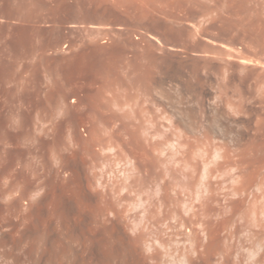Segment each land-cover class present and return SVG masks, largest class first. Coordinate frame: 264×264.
Segmentation results:
<instances>
[{
  "label": "rangeland",
  "instance_id": "1",
  "mask_svg": "<svg viewBox=\"0 0 264 264\" xmlns=\"http://www.w3.org/2000/svg\"><path fill=\"white\" fill-rule=\"evenodd\" d=\"M19 1L13 22L0 4V206L18 205L0 211V251L30 236L24 264H56L108 207L109 230L166 264H264V0Z\"/></svg>",
  "mask_w": 264,
  "mask_h": 264
},
{
  "label": "bare ground",
  "instance_id": "2",
  "mask_svg": "<svg viewBox=\"0 0 264 264\" xmlns=\"http://www.w3.org/2000/svg\"><path fill=\"white\" fill-rule=\"evenodd\" d=\"M23 0H21V1H19V2H22ZM26 1V0H25ZM25 1H24V3H25ZM28 2H29V0H27ZM27 1H26V5H27ZM36 1V0H35ZM41 1V0H40ZM43 1V0H42ZM46 1V0H45ZM30 2H32V0L30 1ZM30 2H29V4L27 5V6H29L30 7V5H32V4H30ZM14 0H0V4L2 5V12L6 15V18H8V21H9V19H10V21L12 20V19H14ZM23 3V2H22ZM33 3H34V1H33ZM37 3V2H36ZM39 3V2H38ZM41 3V2H40ZM42 5H43V3H41ZM35 5V4H34ZM24 7H25V5H23ZM32 7V6H31ZM36 7H39V9L41 8L40 7V5L39 4H37L36 5ZM44 8V7H43ZM43 8H42V10H43ZM45 8H46V6H45ZM37 10H38V8H37ZM41 10V9H40ZM41 10V11H42ZM58 11V10H57ZM90 11V10H89ZM93 12H95V10H92ZM97 11V10H96ZM21 12V11H20ZM19 12V13H20ZM23 12V11H22ZM22 12L20 13V14H22ZM30 12H32V11H30ZM47 12V11H46ZM88 12V11H87ZM86 12V13H87ZM92 12V13H93ZM41 13V12H40ZM39 13V14H40ZM43 13V12H42ZM50 13V12H49ZM83 13V12H82ZM85 13V12H84ZM83 13V16L86 14H84ZM89 13V12H88ZM100 13V12H99ZM98 13V14H99ZM259 13H262V12H259ZM259 13H257L258 14V20L259 21H261V20H263V18L260 20L259 19ZM38 14V13H37ZM44 14V13H43ZM55 14V13H54ZM81 14V13H80ZM97 14V13H96ZM95 14V17L97 16L98 17V15H96ZM101 14V13H100ZM23 15L24 14H22V18H24L25 19V17H23ZM51 15H53L52 13H51ZM82 15V14H81ZM92 15V14H91ZM90 14H89V16H91ZM102 15V17H103V14H101ZM27 16H29L28 14H27ZM76 16V15H75ZM77 16H79V14L77 15ZM87 16H88V14H86V18H87ZM88 16V17H89ZM262 16V15H261ZM43 17H46V16H44L43 15ZM92 17H93V15H92ZM95 17H93V18H95ZM101 17V16H100ZM22 18H20V20L21 21H23L22 20ZM28 18V17H27ZM50 18V17H49ZM83 18H85V17H83ZM90 19H93V18H91V17H89ZM30 19V18H29ZM41 20L43 19L42 17L40 18ZM78 19V18H77ZM99 18H97L96 20H98ZM103 19V18H102ZM102 19L100 20L99 19V22L101 21L102 22ZM51 20V19H50ZM63 20V19H62ZM61 20V21H62ZM27 21H28V19H27ZM26 21V22H27ZM36 21H38V20H36ZM49 20L47 19V21H45V19H44V21L43 22H48ZM93 21H95V20H93ZM11 22H13V21H11ZM10 22V23H11ZM31 23H32V21H30ZM42 22V21H41ZM40 22V20H39V23H41ZM50 22V21H49ZM51 22H53L54 23V20L53 21H51ZM51 22H50V25H51ZM64 22V21H63ZM81 22V21H80ZM97 22V21H96ZM29 23V22H28ZM27 23V24H28ZM31 23H30V25H31ZM34 23V22H33ZM37 24H38V22H36ZM35 23V24H36ZM52 23V24H53ZM20 24H22V23H20ZM262 24V26H264L263 24L264 23H261ZM260 25V24H259ZM22 26V25H21ZM25 26V25H24ZM44 26V25H43ZM58 26V25H57ZM83 26H85V25H83ZM261 26V25H260ZM38 29H40V28H38ZM38 29H37V31H38ZM60 29L61 28H59V31H56L57 33L59 32V33H61L60 32ZM57 30V29H56ZM84 30H85V27H84ZM34 30H32V32H33ZM45 31V30H44ZM24 32V31H23ZM31 32V31H30ZM36 32V31H35ZM35 32H33V33H35ZM43 32V31H42ZM21 33V32H20ZM28 33V32H27ZM58 33V34H59ZM25 34L26 33H24V34H21V35H24V37H25V39H24V42L26 43V41L25 40H27L26 39V36H25ZM40 34H41V32H40ZM53 34V33H52ZM58 34H56L55 32H54V38L53 39H55V35H56V38L59 36ZM29 36H30V33H29ZM32 36V35H31ZM34 36V38H35V35H33ZM37 36V35H36ZM51 36H53V35H51ZM51 36L49 35V37H50V39L52 40V38H51ZM28 37V36H27ZM34 38H33V40H34ZM37 38V37H36ZM35 38V42L36 41H38L37 39ZM43 38H45L46 39V37H43ZM31 39H32V37H31ZM59 39H60V37H59ZM21 40V39H20ZM30 40V39H29ZM29 40L27 41V42H29ZM48 40V39H47ZM47 40H45V41H47ZM30 41H32V40H30ZM40 41V40H39ZM42 41H44V39H42ZM52 41H54V40H52ZM21 42H23L22 40H21ZM24 42H23V44L21 43V46L23 45V47H25L28 43H26L25 44V46H24ZM32 42H34V41H32ZM32 42L31 43H29V44H32ZM47 42H49V41H47ZM55 42H58V40H56ZM51 43V42H50ZM255 43V42H254ZM257 43H258V41H257ZM38 44H40V43H38ZM38 44L36 45L35 44V46H38ZM42 44V43H41ZM52 44V43H51ZM43 45V47H44V45L46 46V44H42ZM48 45H50L49 43H48ZM260 45V44H259ZM30 45H28V47H29ZM32 47H33V44L31 45ZM51 46V45H50ZM252 46H254L253 45V43H252ZM257 45H255L254 47H256ZM261 47L263 46V45H260ZM23 47L21 48V49H23ZM28 47L26 48L25 47V49L24 50H27L28 49ZM31 47V48H32ZM31 48H30V50L28 49L27 50V52H29L30 54H31V52L33 51V52H35V48H34V50H31ZM259 48V47H258ZM257 48V49H258ZM33 49V48H32ZM41 49H42V47H41ZM46 49V48H45ZM257 49L255 48V50H256V52H259L260 51V48H259V51H257ZM37 50H40V48H39V46H38V49H37V47H36V53H38L40 56H41V51L39 52V51H37ZM50 50V49H49ZM262 50V49H261ZM263 50H264V48H263ZM23 51V50H22ZM42 54H43V57H44V52H46V50L44 51V48L42 49ZM48 52V51H47ZM255 52V51H254ZM261 52V51H260ZM263 53V52H262ZM30 54H28V55H30ZM37 54V55H38ZM27 55V54H26ZM32 55L34 56V54L32 53ZM259 55V53H257V55H255V57H257ZM248 56H250V55H248ZM43 57H41V58H43ZM243 58V57H242ZM244 59V58H243ZM242 59V60H243ZM256 60L258 59V58H255ZM260 59V58H259ZM246 60V59H245ZM249 60V59H248ZM247 60V61H248ZM250 62V61H249ZM264 62V61H263ZM231 63V62H230ZM245 63V62H244ZM241 64V63H240ZM244 65V64H243ZM242 65V66H243ZM246 66H247V64H245ZM248 65H249V63H248ZM18 66V65H17ZM20 66V65H19ZM250 66V65H249ZM22 67V66H21ZM20 67V68H21ZM241 67V66H240ZM245 67V66H244ZM252 67V66H251ZM257 67V66H256ZM258 67H260V66H258ZM258 67H257V69H258ZM26 68V67H25ZM243 68V67H242ZM252 68H254V65H253V67ZM16 69H17V67H16ZM19 69V68H18ZM245 70H246V67L244 68ZM263 69V68H262ZM261 69V70H262ZM22 70H24V69H22ZM254 70H256V69H254ZM253 70V71H254ZM18 71H20V69L18 70ZM26 71H29V70H27L26 69ZM240 71L243 73V70L242 69H240ZM258 71V70H257ZM257 71H255V72H257ZM245 72V71H244ZM247 73L249 72V69H248V71H246ZM247 73H245L246 75H247ZM254 72H252V74H253ZM262 74L264 73L263 71L261 72ZM245 74H242L241 76H242V78H244L246 75ZM251 74V73H250ZM257 75H261L260 74V72L259 73H256ZM256 74H255V76H256ZM249 75V74H248ZM264 75V74H263ZM252 76V75H251ZM251 76H250V79H251V81H252V78H251ZM262 76V75H261ZM260 76V77H261ZM225 77V76H224ZM227 77H229V76H227ZM226 77V78H227ZM239 77H240V75H239ZM246 78H247V76H246ZM245 78V79H246ZM259 77H257V78H254L255 80L256 79H258ZM223 80H222V82L223 81H225L224 79L225 78H222ZM241 79V78H240ZM245 79H243V80H245ZM248 79V78H247ZM250 79H248L249 81H250ZM263 79V78H262ZM261 79V80H262ZM241 81V83L242 82H244L245 83V81ZM264 80V79H263ZM248 81V82H249ZM251 81H250V83H251ZM260 81V80H259ZM258 81V82H259ZM229 82V81H228ZM248 82H247V84H245V86L246 85H250V84H248ZM252 82H254V81H252ZM257 82V81H256ZM262 82V81H261ZM221 83V82H220ZM224 83H227V81H225ZM243 83V84H244ZM255 83V82H254ZM222 84V83H221ZM253 84V83H252ZM260 84V83H259ZM222 85H224V84H222ZM226 85H229L228 83L226 84ZM258 85V83L255 85L256 86V88L257 87H259V86H257ZM261 85V84H260ZM251 86V85H250ZM223 87V86H222ZM226 86H224V88H225ZM228 87V86H227ZM240 87H242V85L240 84ZM243 87H244V85H243ZM254 87V85L252 86V88ZM255 88V87H254ZM261 88V87H260ZM259 88V89H260ZM242 89V88H241ZM243 89H245V88H243ZM242 89V91H244ZM258 89V88H257ZM263 89H264V87H263ZM249 90H250V88H249ZM249 90H248V92H249ZM252 90V89H251ZM250 90V91H251ZM254 90H256V89H254ZM253 90V91H254ZM247 91V89L245 90V92ZM260 91V90H259ZM258 91V92H259ZM257 92V91H256ZM256 92H255V94H256ZM257 92V93H258ZM260 92H264V90H261ZM247 93V92H246ZM259 94V93H258ZM257 94V95H258ZM251 95H252V93H251ZM263 96H264V93L262 94ZM261 95V93L259 94V96H262ZM249 97L251 98V96H250V94H249ZM252 97H253V95H252ZM255 97V96H254ZM248 98V97H247ZM247 98H246V101H247ZM256 98V97H255ZM257 98H260V97H257ZM252 100V99H251ZM250 100V101H251ZM253 100H254V98H253ZM257 100V99H256ZM259 100V99H258ZM249 101V100H248ZM263 102L264 101V98L262 99V97L260 98V102ZM253 102H255V101H253ZM258 104H259V101H258ZM257 104V105H258ZM264 104V103H263ZM246 105V104H245ZM256 105V106H257ZM243 106H244V104H243ZM242 106V107H243ZM247 106H248V104H247ZM251 106H252V104H251ZM253 106H255V104H253ZM261 106H263L262 104H261ZM260 105L258 106V109H261L260 107H261ZM249 107V106H248ZM251 108H254V107H251ZM245 109V108H244ZM246 109H249V108H247L246 107ZM246 109H245V111H246ZM258 109H257V111H258ZM243 110V109H242ZM251 110V109H250ZM262 111H263V109H262ZM244 112V110L242 111V113ZM247 112H249V110L247 111ZM247 112H246V114H245V112H244V114L246 115V117L247 116H249V115H247ZM257 113V112H256ZM258 113H259V111H258ZM258 113H257V115H258ZM257 115H255L256 117H257ZM262 115V114H261ZM242 116H244L243 114H242ZM251 116V115H250ZM254 116V117H255ZM260 117H263V116H260ZM244 118V117H243ZM248 118V117H247ZM245 120V119H244ZM260 119H258V121L257 122H259L260 124H261V122L259 121ZM263 120H264V117H263ZM262 120V121H263ZM248 121H251V120H248ZM252 122V121H251ZM250 123V122H249ZM259 124V125H260ZM263 124H264V121H263ZM262 125V124H261ZM260 125V126H261ZM255 126V125H254ZM260 126H258V127H260ZM263 126V125H262ZM250 127V126H249ZM252 127H253V125H252ZM255 127H257V124H256V126ZM254 128V127H253ZM248 129V128H247ZM247 129H245V130H247ZM259 129V128H258ZM262 130V128L260 129V131ZM254 131H255V129H254ZM258 131V130H257ZM259 131V132H260ZM259 132H257V133H259ZM264 164V163H263ZM263 166V165H262ZM263 168H264V166H263ZM246 169H247V167H246ZM249 175V174H248ZM16 178H19V177H16ZM23 178V177H22ZM21 178V179H22ZM20 179V180H21ZM262 179H264L263 177H262ZM18 180V179H17ZM264 181V180H263ZM263 181H261V184L263 185ZM23 182V181H22ZM29 182V181H28ZM263 182V183H262ZM19 183V182H18ZM30 183V182H29ZM24 184V183H23ZM18 185V184H17ZM20 185H21V183H20ZM25 187V186H24ZM27 187V186H26ZM21 188H22V186H21ZM20 189V188H19ZM25 190V189H24ZM18 191V190H17ZM17 191H15V192H17ZM21 191V190H20ZM15 192H13V193H15ZM19 192V191H18ZM1 193V192H0ZM24 193V192H23ZM21 194H22V192H21ZM10 195V194H9ZM17 195V194H16ZM23 195V194H22ZM13 195H11V197H12ZM7 198V197H6ZM6 198L4 199V201L6 200ZM9 198H10V196H9ZM9 198L7 199L8 201H9ZM55 198V197H54ZM8 201H5L6 203H7V205L5 206L4 205V207L2 208L1 206H0V211H2L3 213L4 212H8V213H10L11 215H12V218H13V216H14V213H13V211L15 212V214H16V209H17V201H16V198H12L9 202ZM54 201V200H53ZM55 202V201H54ZM2 203V202H1ZM5 203V204H6ZM3 204H4V202H3ZM20 204V203H19ZM20 207V206H19ZM18 207V208H19ZM96 207V206H95ZM97 207H98V205H97ZM90 208V207H89ZM92 208V207H91ZM90 208V210L91 211H89L88 213H90V216H89V218L90 219H88V220H84V229H85V232H84V229H82V227H81V230H82V232H84V233H82V234H84V235H82V234H80V232L78 233V234H75L74 233V230L73 231H71V232H69L68 234H69V236H68V234H67V236L69 237L67 240H69V242L70 243H68V241H67V243H68V245L69 244H71L72 243V245H73V243H75L73 246H74V248H73V246L70 248V247H67L66 249L61 245V244H58L59 246H61L62 247V250H61V252H62V254H61V252L60 253H58V254H60L61 256H59L58 254V256H59V261L56 263V264H61V262H62V264H66L67 262L68 263H70V262H74V264H75V262H77L75 259L78 257V258H80V257H82V259H84L85 257L84 256H91V257H89L90 259H92L93 260V262L95 263V261H96V263L97 264H109V262H107V261H110V264H111V262H113L114 263V261L115 260H120V259H123L124 258V256H125V254H126V259H127V264H166L165 263V261L163 260V256H162V254L161 253H159L158 251L156 252V251H152L153 249L150 247V246H148L146 243V241H147V239L143 236V234H136L135 236H129V235H127V234H125V233H120V232H116V231H113V230H109V228H107V223H106V221H107V219H105L106 218V216L105 215H107V217H109V214L107 213V212H110V210L109 211H107L106 213H105V211L107 210V208H106V210L105 209H103V210H105L104 211V214H103V210H102V208L100 209L99 208V211H98V209L96 208L95 210H97L98 212H99V215H100V213L101 214H103V216H105V218H103V216L102 215H98V213H97V211L96 212H93L92 211V209ZM18 210V209H17ZM102 211V212H101ZM93 212V213H92ZM94 213H96V215H98V216H96ZM111 213V212H110ZM113 213V212H112ZM1 214V213H0ZM18 214H20L19 212H18ZM92 214V215H91ZM11 215H10V217H11ZM86 215H88V214H86ZM85 214H84V216H86ZM5 216H8L9 217V215H5ZM17 215H15V218H18V216L16 217ZM92 216V217H91ZM114 216V219H116L115 218V215H113ZM7 218V217H6ZM22 218V217H21ZM112 218V217H111ZM3 219H5V217L4 216H0V223H1V221H3ZM11 219V218H10ZM20 219V218H19ZM19 219H17V221H19ZM87 219V218H86ZM105 219V220H104ZM110 219V218H109ZM108 219V221H111V220H109ZM113 219V220H114ZM5 220H7V219H5ZM4 220V221H5ZM24 221V220H23ZM25 221H26V219H25ZM117 221H120V220H117ZM117 221L115 222V223H117ZM12 222V221H11ZM20 222L21 221H19L18 223L20 224ZM81 222V221H80ZM114 222V221H113ZM111 223V222H110ZM119 223V222H118ZM3 224V223H2ZM9 224V223H8ZM11 224H14L15 225V223H11ZM10 224V225H11ZM18 224V225H19ZM21 224H24L25 225V223L24 222H21ZM81 224H82V222H81ZM109 225V224H108ZM115 225V224H114ZM113 225V226H114ZM119 225H120V223H119ZM118 225V226H119ZM20 226V225H19ZM31 226V225H30ZM81 226V225H80ZM12 227V226H11ZM15 227L16 226H14V229H15ZM18 227V226H17ZM17 227H16V229L15 230H17ZM21 227V226H20ZM19 227V228H20ZM23 227V226H22ZM32 227H34V226H32ZM13 228V227H12ZM27 228V230H28V232H29V227H26ZM29 228V229H28ZM111 228H112V226H111ZM38 229V228H37ZM20 229H18V231H19ZM24 230H25V228H24ZM33 230V229H32ZM31 230V231H32ZM17 231V234L21 231H19L18 232ZM36 231V230H35ZM16 232V231H15ZM24 232H26V231H24ZM141 232H143V231H141ZM27 233V232H26ZM30 233V232H29ZM32 233H33V231H32ZM35 233V232H34ZM33 233V234H34ZM144 233V232H143ZM11 234H14V232L13 233H11ZM31 234V233H30ZM36 234H37V231H36ZM35 234V235H36ZM39 234V233H38ZM41 234V233H40ZM39 234V235H40ZM15 235V234H14ZM19 235V234H18ZM38 235V237H37V240H38V238L40 237ZM146 235V234H145ZM37 236V235H36ZM42 236V235H41ZM60 236H61V234H60ZM57 237V243L59 242L60 243V239H62L61 240V243H63L64 241L63 240H65V238L63 239V238H61V237H63V236H61V237ZM30 237V236H29ZM29 237H28V239H29ZM43 237V236H42ZM42 237L40 238V240L42 241ZM46 237V236H45ZM23 238H25L24 236H23ZM22 237H21V239H19V240H16V239H13V238H11L12 240L10 241V242H13V244L12 245H15L14 247H12V248H10V250H4L3 252L4 253H2V251H0V255L3 257V261H4V263H2V264H24L25 262L23 261L24 259H23V257H24V255H23V257H22V255H21V257L18 255V254H20V249H22V246H23V248H24V246L25 245H23V243L24 242H27L28 241V239L27 238H25V239H27V241H25L24 239H23ZM59 238V239H58ZM82 238V239H81ZM36 240V241H37ZM39 240V241H40ZM46 240V239H45ZM1 241V240H0ZM48 241V240H47ZM53 241V240H52ZM63 241V242H62ZM4 243V242H3ZM38 243V242H37ZM57 243H56V247H57ZM2 246H3V244H1ZM0 245V248H1V250H3L2 249V246ZM7 245V244H6ZM8 246V245H7ZM6 246V247H7ZM70 246V245H69ZM77 246H79V247H77ZM5 247V248H6ZM77 249H76V248ZM4 248V247H3ZM4 248V249H5ZM8 248V247H7ZM63 248H64V250H63ZM148 248V249H147ZM194 248V247H193ZM25 249H27L26 248V246H25ZM25 249H22V250H25ZM31 249V248H30ZM34 249V248H33ZM33 249L31 250V251H33ZM36 249V248H35ZM75 249V250H74ZM152 249V250H151ZM21 250V251H22ZM53 250V249H52ZM99 250H101V251H99ZM16 251H18V252H16ZM39 251H41V250H39ZM39 251H36L35 250V252H38L39 253ZM100 252L99 253V255H97L96 254V252ZM103 251H105V254H103L104 252ZM192 251H196V250H194V249H192ZM199 251V250H198ZM46 251H44V253H45ZM48 253H49V251H47ZM51 252V251H50ZM54 252V251H53ZM56 252V251H55ZM58 252V251H57ZM101 252H102V254H101ZM28 253H30V251L28 252ZM28 253L26 254V255H28ZM43 253V254H44ZM52 253V252H51ZM51 253H49V256H45V255H43V254H41V253H39V254H41L40 256H39V254H36V256H34V257H36V258H34L35 260L33 261V264H53L52 262L54 261V259H53V256H54V254H52L51 255ZM107 253V254H106ZM108 253H109V255H108ZM124 253V254H123ZM199 253V252H198ZM33 254H34V252H33ZM87 254V255H86ZM101 254V255H100ZM200 254H201V252H200ZM30 255V254H29ZM43 255V256H42ZM51 255V256H50ZM57 255H56V257H57ZM80 257H79V256ZM106 256V255H108V256H106V260L104 259L103 260V256ZM124 255V256H123ZM198 255V254H197ZM0 256V257H1ZM31 256H33L32 254H31ZM98 256H100V258L98 257ZM104 256V257H105ZM1 257V258H2ZM76 257V258H75ZM95 259V261H94V259ZM43 258L45 259L44 261H42L43 260ZM58 258V257H57ZM56 258V259H57ZM102 258V259H101ZM53 259V260H52ZM70 259H73V260H75V261H67L66 262V260H70ZM81 259V260H82ZM62 260V261H61ZM65 260V261H64ZM112 260V261H111ZM114 260V261H113ZM65 263H64V262ZM106 263H105V262ZM185 261H186V259H185ZM190 261V260H189ZM122 262V260H120V262H119V264ZM67 263V264H68ZM95 263V264H96ZM116 263V262H115ZM118 263V262H117ZM72 264V263H71Z\"/></svg>",
  "mask_w": 264,
  "mask_h": 264
}]
</instances>
